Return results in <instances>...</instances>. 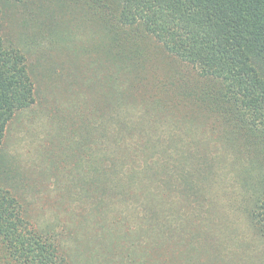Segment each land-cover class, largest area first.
<instances>
[{"label":"trees","instance_id":"16d2710c","mask_svg":"<svg viewBox=\"0 0 264 264\" xmlns=\"http://www.w3.org/2000/svg\"><path fill=\"white\" fill-rule=\"evenodd\" d=\"M84 1L101 32L95 49L106 54L92 71L119 82L140 109L117 142L115 165L89 179V191L99 192L86 196L88 220L105 226L113 238L107 242L119 236L127 264H264V0ZM41 58L29 63L0 35V146L8 122L35 101L34 67L55 72L52 56ZM93 109L80 120L91 133L112 112ZM148 114L160 126L151 128ZM80 152L73 147L70 158ZM142 161L149 169L139 168ZM225 165L248 189L226 182L222 191L207 189L213 172L226 178ZM21 208L0 186V241L8 254L18 264H65V243L33 226ZM236 208L249 233L233 220Z\"/></svg>","mask_w":264,"mask_h":264},{"label":"rangeland","instance_id":"374dc122","mask_svg":"<svg viewBox=\"0 0 264 264\" xmlns=\"http://www.w3.org/2000/svg\"><path fill=\"white\" fill-rule=\"evenodd\" d=\"M84 3V0L0 2L2 39L25 51L29 63H44L41 55L49 53L57 65L56 73L49 76L44 75L41 66L34 67L35 101L17 112L6 126L0 146V186L18 198L23 215L28 214L33 226L56 233L65 243L68 251L65 264H127L118 251L119 236L107 242L113 238L103 234L107 230L100 222L91 224L84 207L86 196L99 192L89 191L90 180L102 179L103 169L114 164L110 158L119 152L123 129L133 124L135 110L140 109L132 105L130 98L123 97L119 82L105 81L103 72L92 71L100 69L93 61H101L106 54L104 47L95 49L101 32L88 18ZM160 76L165 78L162 72ZM102 107L112 110L111 115L98 118L97 129L91 133L80 120L91 117V108L98 111ZM145 119L151 128L160 126L158 116L148 114ZM83 135L85 142L74 145L76 139L83 140ZM71 144L81 151V157L70 158ZM256 148L261 151L259 146ZM258 158L259 161V155ZM128 163L122 161V168ZM142 163L145 164L138 165L139 168L149 169L147 161ZM117 166H121L119 162ZM223 170L226 178L221 177L224 175L220 171L209 175V181L215 185L208 184L207 189L221 190L224 182L227 188L248 189L243 182L238 185L231 179V167L225 165ZM162 183L170 187L169 182ZM216 193L219 192H209L210 196ZM233 211V220L249 233L244 226L248 222L244 213L238 212L239 208ZM133 217L139 215L134 213ZM97 234L100 237L96 238ZM106 252L108 255H101ZM0 264H18L1 241Z\"/></svg>","mask_w":264,"mask_h":264}]
</instances>
